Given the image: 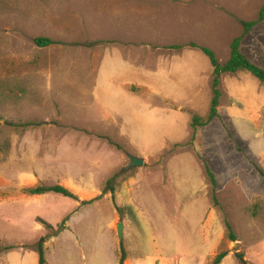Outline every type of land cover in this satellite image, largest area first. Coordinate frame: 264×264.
<instances>
[{"label":"rangeland","instance_id":"1","mask_svg":"<svg viewBox=\"0 0 264 264\" xmlns=\"http://www.w3.org/2000/svg\"><path fill=\"white\" fill-rule=\"evenodd\" d=\"M5 2L0 264H38L40 245L44 264H118L121 244L123 264H210L221 250L220 264H241L237 253L264 264V84L246 70L222 73L218 115L192 139L213 66L189 45L227 61L241 21L256 19L264 0ZM35 36L56 43L39 47ZM172 45L181 47L160 52L158 67L154 48ZM241 51L264 68V20ZM142 57L149 66L134 69ZM129 156L142 165L124 169ZM52 184L77 199L27 193Z\"/></svg>","mask_w":264,"mask_h":264},{"label":"trees","instance_id":"2","mask_svg":"<svg viewBox=\"0 0 264 264\" xmlns=\"http://www.w3.org/2000/svg\"><path fill=\"white\" fill-rule=\"evenodd\" d=\"M6 5L5 0H0V6ZM264 20V4L259 9L258 15L256 19L249 20V21H241V24L243 26V33L240 36L235 37L231 43H230V57L227 61L221 63L218 58L216 57L214 51L210 49L207 46H199L194 42H190L191 47H198L210 60L211 65L213 66V72H212V83H211V99H210V107L209 111L205 115H198L194 114L191 117V129H192V139L194 138L195 132L197 130V127L199 126H205L211 122V120L218 115V106L220 103V98L222 96V92L219 88L220 84V77L221 74L224 72H236L238 70H246L250 72L256 79H258L261 83L264 84V68L253 63L242 51H241V41L243 35L248 33L253 27L258 25L260 22ZM33 42L36 46L39 47H45L51 44L56 43L53 39H51L48 36H35L33 38ZM171 48H179L180 45H172ZM131 91H136L134 87H131ZM7 125L13 126V127H24L27 124H19L15 122H4ZM206 166V173L211 181V184L213 186V189L216 187V180L214 177V174L210 170L209 166L205 164ZM259 172L264 175V172L259 169ZM57 193L65 197L77 199V196L70 191L67 187L61 185V184H52V185H36L33 187L27 188V193L31 195H40L45 193ZM213 197H215L213 195ZM91 200L83 201L81 203H89ZM67 220V217L61 220V222L58 224L54 235H57L60 233L63 229H65V221ZM227 228L229 229L230 238L232 240H235L234 235L230 231V224L226 222ZM121 244V243H120ZM12 246H7V248H11ZM39 252V260L38 264H44L45 258H44V252L41 247V245L38 247ZM228 254V250H221L217 252L210 264H220L223 258ZM236 257L240 260L241 264H247V261L244 259V256L242 253H237ZM125 259V251L122 246L120 245V256L118 259V264H123V261Z\"/></svg>","mask_w":264,"mask_h":264},{"label":"crops","instance_id":"3","mask_svg":"<svg viewBox=\"0 0 264 264\" xmlns=\"http://www.w3.org/2000/svg\"><path fill=\"white\" fill-rule=\"evenodd\" d=\"M148 49H151V48H149V46L147 47ZM151 50H153V49H151ZM155 50L157 51V54L155 55L154 53L151 55V57H152V59H154V61H155V59L157 60L158 59V57H159V61L157 62V66L159 67H161V62H165V61H162L161 60V54H160V52H162L163 50L164 51H177V50H179V49H175V48H172L171 50L169 49V48H161V47H156V48H154V52H155ZM172 54V53H171ZM168 55H169V53H168ZM148 60V59H147ZM169 61H171L170 60V57H169ZM160 63V64H159ZM127 64V63H126ZM149 66V63H147L146 61H145V59H144V57H142V59H141V61L139 62V65H137V67L135 66V68L134 69H137L138 67H140L141 69H143V70H145V69H147V67ZM130 67H131V69H133V65L130 63ZM157 67V68H158ZM100 68H101V66L99 67V70H100ZM149 68H151V70H149L150 72H155L157 69H156V62H154V64H152L151 65V67H149ZM97 70H98V68H97ZM157 73V72H156ZM98 75H99V72H98ZM98 78H99V76H98ZM98 78H97V80H98ZM96 80V81H97Z\"/></svg>","mask_w":264,"mask_h":264},{"label":"water","instance_id":"4","mask_svg":"<svg viewBox=\"0 0 264 264\" xmlns=\"http://www.w3.org/2000/svg\"><path fill=\"white\" fill-rule=\"evenodd\" d=\"M129 159H130V162L124 169H128V168L135 167V166H140L143 163V159L142 158L129 156ZM116 229H117V236L121 240L123 238V223L122 222H118L116 224Z\"/></svg>","mask_w":264,"mask_h":264}]
</instances>
